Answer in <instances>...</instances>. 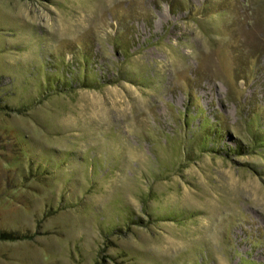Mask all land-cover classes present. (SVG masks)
<instances>
[{"label": "rangeland", "instance_id": "obj_1", "mask_svg": "<svg viewBox=\"0 0 264 264\" xmlns=\"http://www.w3.org/2000/svg\"><path fill=\"white\" fill-rule=\"evenodd\" d=\"M0 264H264V0H0Z\"/></svg>", "mask_w": 264, "mask_h": 264}, {"label": "trees", "instance_id": "obj_2", "mask_svg": "<svg viewBox=\"0 0 264 264\" xmlns=\"http://www.w3.org/2000/svg\"><path fill=\"white\" fill-rule=\"evenodd\" d=\"M5 235H7V236H11V234H8V233H7V234H5Z\"/></svg>", "mask_w": 264, "mask_h": 264}]
</instances>
